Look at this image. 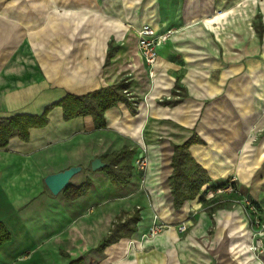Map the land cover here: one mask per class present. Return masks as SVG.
<instances>
[{
	"label": "crops",
	"instance_id": "crops-1",
	"mask_svg": "<svg viewBox=\"0 0 264 264\" xmlns=\"http://www.w3.org/2000/svg\"><path fill=\"white\" fill-rule=\"evenodd\" d=\"M144 23L172 30L151 77L136 45ZM121 79L135 113L119 102L95 129L90 116L64 121L57 106L27 141L13 137L0 148L8 232L0 264H264V230L255 229L246 199L264 224V0H0V117L40 115L66 93ZM192 135L203 143L188 151L211 183L199 192L204 199L176 209L173 146ZM124 146L147 154V170L113 186L90 162ZM77 165L69 184L89 179L87 193L52 195L44 177ZM235 188L245 189L238 204L218 198ZM216 203L223 206L209 210ZM134 209L135 232L97 251L116 218ZM154 222L165 229L142 238Z\"/></svg>",
	"mask_w": 264,
	"mask_h": 264
},
{
	"label": "trees",
	"instance_id": "trees-1",
	"mask_svg": "<svg viewBox=\"0 0 264 264\" xmlns=\"http://www.w3.org/2000/svg\"><path fill=\"white\" fill-rule=\"evenodd\" d=\"M257 34L262 33L260 23L255 25ZM113 47L109 49L104 60V65L110 61ZM129 82L127 79H121L118 82L100 87L86 94L76 95L66 93L60 100L47 105L40 115L29 114H14L8 117H0V148L5 147L8 141L17 137L20 140L27 141L29 138V130L31 128L44 127L48 122V113L54 107H60L62 110V118L68 121L77 117L90 116L93 120L95 129H100L105 126L104 113L107 109L123 102L127 105L131 113H135V105L129 100L127 92ZM203 143L200 138L192 135L180 145L173 146V154L170 165L172 167L169 176V186L173 199L174 208L178 209L181 204L188 199H202L199 192L205 184L211 183V179L205 169H203L191 157L188 148L191 144ZM135 148L126 146L117 151L100 156V159L105 166L102 170L107 174L110 183L113 186H124L130 180L135 172L142 176L143 171H138L135 166V160L138 158ZM226 183L212 184L209 189L216 190ZM233 183H231L232 185ZM91 186L89 179H86L81 185L73 187L68 184L62 191L63 196L67 200L76 199L87 193ZM249 203L258 210L257 204L251 200ZM123 213L116 218L108 235L103 238L95 248L97 251H102L103 248L113 242H116L121 237H129L136 230V223L140 219L138 209L128 213L122 220ZM8 239V232L0 223V243ZM67 264H86L83 257L71 259Z\"/></svg>",
	"mask_w": 264,
	"mask_h": 264
},
{
	"label": "built area",
	"instance_id": "built-area-1",
	"mask_svg": "<svg viewBox=\"0 0 264 264\" xmlns=\"http://www.w3.org/2000/svg\"><path fill=\"white\" fill-rule=\"evenodd\" d=\"M171 33H172V30L170 28H167V29L159 28L158 29L146 23L142 24L136 30L137 51L140 57L142 58L145 66L147 67L150 77L153 75L152 69L157 60L158 47L169 39V36ZM140 155L135 160V166L138 171L139 170L143 171L141 168L143 166L144 156L142 153ZM247 204L249 205L250 211L253 214H257L255 211V208L248 201H247ZM255 223H258V221L255 220ZM164 227H165L164 225L154 222L149 228V230L147 231V233L142 235V238L152 237L156 235L158 232H160L161 229H163ZM179 229L184 230L185 226L181 225ZM258 239L256 240L255 247L261 246V242Z\"/></svg>",
	"mask_w": 264,
	"mask_h": 264
},
{
	"label": "water",
	"instance_id": "water-1",
	"mask_svg": "<svg viewBox=\"0 0 264 264\" xmlns=\"http://www.w3.org/2000/svg\"><path fill=\"white\" fill-rule=\"evenodd\" d=\"M104 166L105 163H103L101 159L98 157L94 158L90 162V169L92 171L101 169ZM81 170L82 167L77 165V166H70L62 171L47 174L43 179L44 185L52 195H58L69 184L70 179L74 175L78 174Z\"/></svg>",
	"mask_w": 264,
	"mask_h": 264
},
{
	"label": "rangeland",
	"instance_id": "rangeland-1",
	"mask_svg": "<svg viewBox=\"0 0 264 264\" xmlns=\"http://www.w3.org/2000/svg\"><path fill=\"white\" fill-rule=\"evenodd\" d=\"M146 153H144V151H143V156H144V158H143V166H142V170L146 173V170H147V166H148V158H147V154L145 155ZM139 171H141V170H139ZM135 180L137 181V179L135 178ZM143 181V179L139 182L140 184H141V182ZM143 183V182H142ZM230 191V193H231V196L229 195V196H224V197H218L219 199H234L232 202H230V203H233V204H238V202H237V199H245V197H242L243 195L242 194H244V192H245V189H243V188H235L234 190H229ZM199 195H200V193H199ZM202 196V195H201ZM197 198V197H196ZM202 199H204L203 198V196H202ZM210 199H215V197H212V198H210ZM214 203V202H213ZM227 204V203H226ZM218 206L219 207H221V206H223L222 205V203L221 204H219V203H216V204H212V206H209V210L210 209H213V208H218ZM246 207V206H245ZM247 207H248V209L250 210V208H249V205L247 204ZM255 211H256V213L257 214H253L251 211V216H253L254 215V217H253V219H255V220H258V223H255V229H257V230H259L260 232H261V230H264V224H261V219H260V216H259V211L257 210V209H255ZM260 219V220H259ZM165 228H163V229H161V231L162 230H164ZM147 233V232H146Z\"/></svg>",
	"mask_w": 264,
	"mask_h": 264
}]
</instances>
